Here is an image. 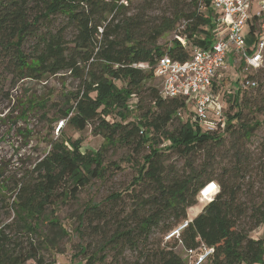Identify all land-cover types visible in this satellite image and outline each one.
Masks as SVG:
<instances>
[{
    "label": "trees",
    "instance_id": "obj_1",
    "mask_svg": "<svg viewBox=\"0 0 264 264\" xmlns=\"http://www.w3.org/2000/svg\"><path fill=\"white\" fill-rule=\"evenodd\" d=\"M160 1L142 0V10L128 14V6L120 0H0V65L12 84L68 73L77 81L76 87L62 94L56 117L77 130L90 125L93 134H100L109 145L116 140L138 146L147 144L148 153L138 164L132 182L143 184L147 195H135L138 206L124 212L117 225L102 236L101 250L110 247L120 255L126 248H139L138 243L147 241L154 228L163 226V235L187 219V209L196 203L200 189L215 181L217 193L174 241L180 240L184 248H196L201 243L211 247L213 254L204 264H264V240L248 234L264 225V164L258 161L252 168L248 164L249 174L238 179L230 167L222 165L218 166V173L205 174L208 163L190 165L179 172L168 170L170 165L164 163L166 150L188 155L212 145L220 148L224 144L221 133L231 131L234 120L240 135L247 140L261 121H241V112L236 111L228 114L223 130L202 132L177 115L186 106L184 98H164L157 87L145 86L147 80L155 78L154 66L162 55L181 61L188 58V49L176 37L165 48L157 44L158 38L175 29L179 22L184 27L177 29L175 36L186 42L208 47L215 40L209 0H190L193 9L187 13L177 0H171L169 15L163 14L157 21L147 20L145 11ZM246 76L256 81V88L258 81L253 74ZM132 97L136 98V123L124 122L131 112L128 101ZM39 104L42 108L46 101ZM113 114L120 121L106 120ZM172 121H177L178 126L167 131L166 126ZM148 131L162 133L170 144L163 143L158 148L152 141L155 136L147 135ZM48 146L14 182L8 205L15 226L28 234V244H13L6 231L8 225L0 226V264H55L52 255L57 251V239L59 234L67 233L56 219L55 208L76 199L81 188L109 170L103 162L104 145L95 152H81L80 139L51 137ZM240 155L236 154V159ZM260 156L264 160V140ZM246 175L248 180L244 183ZM1 187L8 189L3 180ZM120 197L111 192L105 202L113 205ZM138 208L146 210L139 214ZM77 218L79 229L86 219L95 228L98 225L93 222H106L109 212L103 202L91 203ZM165 218L173 221L164 223ZM43 225L50 227L52 235L44 233ZM86 248L81 245L79 252L85 253ZM149 250L141 257L145 264H186L172 248H160L158 244ZM97 254L88 256L85 264L96 261Z\"/></svg>",
    "mask_w": 264,
    "mask_h": 264
},
{
    "label": "rangeland",
    "instance_id": "obj_2",
    "mask_svg": "<svg viewBox=\"0 0 264 264\" xmlns=\"http://www.w3.org/2000/svg\"><path fill=\"white\" fill-rule=\"evenodd\" d=\"M177 1L185 13L193 9L190 0ZM120 2L128 6V14L142 10V0H126V2L120 0ZM170 11L171 0H161L145 12L148 16L147 20L157 21L161 15H169ZM211 14L213 18L212 10ZM183 27V22H179L175 29L162 34L158 38L157 44L164 48L170 45L175 38V33H178L176 32L177 29L181 31ZM67 37H70V34H67ZM179 41L186 44L188 51L194 46H200L186 42L184 38ZM226 65L228 69L221 72L222 75L219 77L217 85L214 86V91L219 95L223 104L225 118L228 119V114L232 115L234 112L240 111L241 121L258 119L261 124L253 130L246 140L240 135L241 130L237 125V120H234V128L229 132L221 133L224 144L220 148H215L212 145L198 149L188 155H183L175 150H166L167 156L164 163L170 165L168 170L179 172L190 165L196 166L204 162L209 165L205 174L218 173L217 168L222 165L230 167L231 173L240 179L242 174H249L247 171L248 164L251 168L256 166L258 161L264 164L263 158H260V147L264 140V55L261 68L258 71L252 69L248 72L257 79L258 86L242 92L238 90V83L245 74L241 70L243 66L236 65L231 56L227 57ZM76 83L77 81L68 73H58L45 76L41 80L22 79L12 84L9 75L3 71L0 65V180H3L4 185L8 188L7 190L3 187L0 188V226L8 225L6 231L13 238V244L18 247L28 244V234L15 226L14 214L8 206L13 195L14 182L26 169L31 167L37 158L47 151L51 137L77 138L80 139L81 152H95L104 145L101 152L103 162L109 166V170L102 178H93L89 184L81 188L76 199H69L66 203H60L55 208L56 219L67 232L64 235L59 234L60 237L57 239V251H53L52 255L55 264H85L88 256L93 252H98V259L92 264H145L142 261V255L150 252L149 249L155 248L158 244L160 248H172L182 259L186 260L184 247L179 242L172 238L164 239V235L168 231L162 235L163 226L154 228L147 241L138 243L139 248L137 249L126 248L120 255L116 253V250H111L110 247L101 250L102 236L117 225V220L124 215V212L138 206L139 199L136 200L135 195L139 197H146L147 195L143 184H133L132 182L137 175L138 164L142 163V157L148 153L149 148L147 144L138 146L136 143L126 144L121 140H116L109 145L100 134H93L90 125L83 130H77L69 125L65 119L62 120L63 124L58 129L61 119L56 116L62 103V94L74 90ZM145 86L158 87L159 81L153 77L145 82ZM238 92V101L235 102V96L237 97ZM44 100L46 104L40 108L39 103ZM135 103V97L129 99L128 108L131 112L124 122H137L138 111L134 108ZM191 108V105H186L183 115H185L184 119L190 118L191 125L196 128L198 123L192 120L193 115L189 112ZM106 120L113 122L120 121V118L113 114L106 116ZM177 126L178 122L172 121L166 126V130L172 131ZM147 135L155 136L152 141L156 142L155 145L158 148H162L163 143L170 144V140L165 139L162 133L148 131ZM236 154L241 155L236 159ZM247 180L248 175L242 181L245 183ZM127 190L131 193L127 194ZM111 192H117L121 195L113 205L105 202L106 196ZM102 202L104 208L109 212L108 220L106 222L95 220L92 225L98 226L93 228L86 219L79 229L77 216L81 214L83 208L91 203H100L101 205ZM201 204L204 206L207 202H201ZM145 210L146 208H138V213L142 214ZM188 213L191 214L192 210L189 209ZM172 221L171 218H165L164 223L169 222L171 224ZM42 228L45 234L52 235L48 225H43ZM248 234L252 238L264 240V225L258 226ZM81 245L87 246L83 254L79 252ZM102 256H104L103 260ZM206 264L210 263L207 262Z\"/></svg>",
    "mask_w": 264,
    "mask_h": 264
},
{
    "label": "built area",
    "instance_id": "obj_3",
    "mask_svg": "<svg viewBox=\"0 0 264 264\" xmlns=\"http://www.w3.org/2000/svg\"><path fill=\"white\" fill-rule=\"evenodd\" d=\"M209 6L214 14V42L208 47L194 46L188 51V58L182 61L164 54L154 66L160 96L184 98L186 105L192 107L189 110L193 115L192 120L197 121L202 132L225 128L227 118L214 86L221 72L227 69V57L231 56L236 65L243 66L241 70L245 74L238 83L240 92L256 86V81L246 74L260 67L264 55V0H209ZM245 28L248 29L246 33ZM182 44L186 46L184 42ZM184 112L185 108L177 115L189 121L190 118L184 119ZM62 124L61 120L58 128ZM218 189L215 181L206 183L200 189L197 201L208 203ZM189 221L188 218L182 220L164 235V239H178ZM184 251L186 264H204L213 254V249L202 243L196 248H184Z\"/></svg>",
    "mask_w": 264,
    "mask_h": 264
},
{
    "label": "crops",
    "instance_id": "obj_4",
    "mask_svg": "<svg viewBox=\"0 0 264 264\" xmlns=\"http://www.w3.org/2000/svg\"><path fill=\"white\" fill-rule=\"evenodd\" d=\"M248 31L247 28L244 29V32L246 33ZM227 69H228V66H227ZM226 69V70H227ZM203 208V205L201 204V202H196L193 206L189 207L187 209V218L190 219V221L192 220V218H194ZM191 209L192 210V213L189 214L188 213V210Z\"/></svg>",
    "mask_w": 264,
    "mask_h": 264
},
{
    "label": "clouds",
    "instance_id": "obj_5",
    "mask_svg": "<svg viewBox=\"0 0 264 264\" xmlns=\"http://www.w3.org/2000/svg\"><path fill=\"white\" fill-rule=\"evenodd\" d=\"M59 125V124H58Z\"/></svg>",
    "mask_w": 264,
    "mask_h": 264
}]
</instances>
